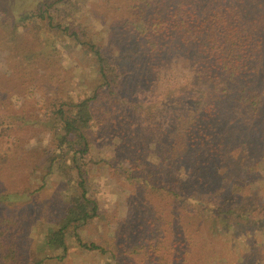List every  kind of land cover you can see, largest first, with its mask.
<instances>
[{
	"label": "trees",
	"instance_id": "16d2710c",
	"mask_svg": "<svg viewBox=\"0 0 264 264\" xmlns=\"http://www.w3.org/2000/svg\"><path fill=\"white\" fill-rule=\"evenodd\" d=\"M67 1L30 0L16 16L0 8V50L12 47L16 77L2 94L33 85L48 99L19 119L0 109V160L26 153L18 132L50 140L14 166L0 162L16 182L0 188V264L62 262L73 245L109 254L104 264H264V189L254 186L264 174V0H96L104 41ZM66 40L93 65L92 89L62 92L64 73L32 68L49 69ZM99 137L113 141L106 161L92 157ZM101 163L128 217L104 214L90 195L88 167ZM25 176L39 183L21 187ZM49 177L57 186L41 214L31 197ZM27 213L40 223L23 222ZM100 220L115 225L111 246L82 234Z\"/></svg>",
	"mask_w": 264,
	"mask_h": 264
},
{
	"label": "rangeland",
	"instance_id": "374dc122",
	"mask_svg": "<svg viewBox=\"0 0 264 264\" xmlns=\"http://www.w3.org/2000/svg\"><path fill=\"white\" fill-rule=\"evenodd\" d=\"M96 0H68L66 3L67 9L76 10L77 19L84 22L89 30V35L96 41H104L107 38L108 34V23L104 22V14L105 9L101 7L100 2ZM32 4L30 0H0V8L7 11L13 16L18 15L19 13L28 9ZM96 9L97 16H94V9ZM108 20V19H106ZM60 51V59L56 60L55 63L48 65L45 63H40L39 61L33 62L32 68L39 74H49L55 71H61V74L64 73V77L62 79V92L67 89V91H72L75 93H80L82 89L90 90L95 86L96 76L95 69L93 65H91L90 60L87 58V55L83 50H80L72 41L65 42V45L59 46ZM12 47L9 45L4 47L3 50H0V109L4 110L10 115L8 118H22L24 114L39 111L44 103L48 100L46 96L41 94L33 85L29 86V93L25 96H16V95H3L2 94V85L12 84L15 82L16 77L14 73L10 70V56L12 54ZM44 62V61H43ZM38 80H42L39 79ZM4 99V100H3ZM34 138L31 141L30 138H26L25 133L18 132V137L23 138L24 141L21 143L23 149L26 150V153L32 148H43L50 144V140L47 136L39 135L36 131L32 132ZM113 141L110 138L99 137L96 145L93 148L92 157L94 160L104 161L107 159L109 151L112 149ZM5 153H10L8 150V145L4 144L2 146ZM8 148V150H6ZM17 151V152H16ZM16 153H13L9 156L8 160H0L2 163H7L9 166H14L18 164L21 159L19 156L24 158L26 155L25 152H22L21 149L16 150ZM30 155V154H29ZM3 159H6L2 157ZM106 161V160H105ZM90 182H89V190L90 195L96 198L101 206V211L104 214L113 217H128L131 209L127 204L126 193L122 189L120 183L115 182L112 178L109 177L107 167L104 163L90 165L88 167ZM8 175H3L0 178V188L7 185V183H16L13 181H9L7 179ZM3 180L7 182L4 183ZM13 180V178H12ZM39 182L37 179L30 178L25 176V182L21 185L23 188H28V186H35ZM57 180L54 177H49L47 180L46 191L44 190L41 194L34 195L35 197H31V200H35L34 204H40L39 210L41 214L44 213L46 203L48 202V196L56 189ZM254 186L259 187L260 189H264V174L258 179L257 183ZM253 191L249 194V191L246 194L245 204L246 208L249 207L251 210L252 207L256 209L257 205H259L260 201L257 199V194H253ZM16 205V204H15ZM25 205V209L27 210L32 205L28 201ZM264 208V202L261 204ZM260 205V206H261ZM244 206V208H245ZM10 213H14L15 210L11 206H9ZM31 211L34 209L31 207ZM253 210V209H252ZM20 211V210H18ZM20 217L23 218V214L20 211ZM33 214V218L27 213L25 215L23 222H32L37 221L35 218V213ZM22 215V216H21ZM44 220L42 219V222ZM40 223V222H38ZM114 223L105 224L104 220L96 221L89 230L82 232V234L87 235V237H92L97 241H105L106 245H110L112 243V239L114 237ZM34 230V229H33ZM43 233V228L41 226L38 231H33L30 235L31 238L36 237V240L39 235ZM262 241L264 242V238L262 237ZM110 255H100L97 252L82 250L81 248H76L74 245L71 250L68 252L66 259L62 262L58 261H49L47 260L45 264H104Z\"/></svg>",
	"mask_w": 264,
	"mask_h": 264
}]
</instances>
